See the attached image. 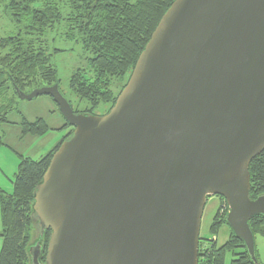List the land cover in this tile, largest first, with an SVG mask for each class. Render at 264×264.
Listing matches in <instances>:
<instances>
[{"label": "water", "instance_id": "95a60500", "mask_svg": "<svg viewBox=\"0 0 264 264\" xmlns=\"http://www.w3.org/2000/svg\"><path fill=\"white\" fill-rule=\"evenodd\" d=\"M49 97L73 129L52 155L32 210L44 264H198L207 197L252 264L250 162L264 150V0H175L105 116L74 114L58 84ZM42 248L30 247V264Z\"/></svg>", "mask_w": 264, "mask_h": 264}, {"label": "trees", "instance_id": "16d2710c", "mask_svg": "<svg viewBox=\"0 0 264 264\" xmlns=\"http://www.w3.org/2000/svg\"><path fill=\"white\" fill-rule=\"evenodd\" d=\"M174 1L0 0L3 15L14 26V32L0 38V122H8L9 103L17 98L12 83L25 94L54 84L59 86L47 37L61 25L66 27L65 37L70 39L75 33L83 50L90 54L88 70L74 71L68 83L70 91L90 106L82 115H92L99 104L112 107L120 92L114 95L113 82L128 79L159 21ZM21 125L24 136L43 137L49 132L46 121L40 118L31 123L23 120ZM65 129L69 133L39 161L19 156L11 192L8 194L0 189V264H30V234L36 221L32 210L34 193L52 155L70 136L71 128L66 123L61 130ZM248 173L249 199L264 196V150L250 162ZM225 218L215 214L209 227L211 237L216 236L223 225L227 226ZM248 225L253 237L264 238L263 216L252 218ZM49 236L47 231L40 239L41 264H44ZM227 257L232 260L227 262ZM255 257L258 260L256 252ZM198 264L252 262L243 242L230 230L222 245L211 239L199 241Z\"/></svg>", "mask_w": 264, "mask_h": 264}, {"label": "rangeland", "instance_id": "374dc122", "mask_svg": "<svg viewBox=\"0 0 264 264\" xmlns=\"http://www.w3.org/2000/svg\"><path fill=\"white\" fill-rule=\"evenodd\" d=\"M12 32H14V26L10 24L0 9V38ZM65 32L66 27L61 25L52 30L47 37L49 51L52 53L51 63L57 72L60 92L68 103H70L72 110L82 114L87 112L90 106L86 101L79 99L70 91L68 83L74 71L78 69L84 71L88 70L87 59L90 57V54L83 50L79 37L75 33L72 38L67 39L65 37ZM54 50L59 52L54 53ZM129 77L128 79L126 77L119 83L113 82L112 92L114 95H116L118 91H120L119 94L122 92L124 88L121 89V87L123 85L124 87L126 86ZM13 100V103H9V111L6 113L8 122H0V175L4 176L3 181L5 186H7V183L11 184V181L14 179L13 171L14 173L17 171V166L20 161L19 156L39 161L58 142L61 132H57L55 129H58L61 123L64 122L56 105L49 97L40 96L30 101H21L15 97ZM112 107L110 104H99L92 115L98 117L105 116ZM38 118L46 121L49 132L44 137L24 136L22 134V121L25 120L31 123ZM72 132L73 129L71 128L70 136ZM70 136H68L66 140H68ZM219 198L220 197H207L200 223L199 239H211L217 242V245H222L229 236L230 229L227 226L223 225L218 234L214 237H211L209 233V227L215 214L219 218H222L228 213V206L224 200L223 203ZM30 235V246H35V244L38 243L37 241L41 239L40 228L36 221L32 224ZM259 239V237L254 239L255 249H261L257 246ZM39 243H41V240Z\"/></svg>", "mask_w": 264, "mask_h": 264}, {"label": "crops", "instance_id": "0c3cea01", "mask_svg": "<svg viewBox=\"0 0 264 264\" xmlns=\"http://www.w3.org/2000/svg\"><path fill=\"white\" fill-rule=\"evenodd\" d=\"M64 124H65V122L61 123L60 127L58 129H55V131L61 132V135L58 138L59 139L58 142L56 143V145L51 150H53L62 141V139L66 136V134L69 132V130H66V129L65 130H61V128L64 126ZM51 150H49V152ZM15 174L16 173H14V171H13V178H14ZM3 177L4 176L0 175V189L2 191H4L5 193L9 194L11 192V190H12V181H11V184L7 183V186H5L4 181H3ZM0 230H1V224H0ZM257 237H259V236H255L254 239L257 238ZM259 238L260 239L257 242V246L259 248H261V249L256 248L255 252L257 253L258 264H264V238H262V237H259ZM0 248H1V239H0ZM230 260H232V259L230 257H227V262H230Z\"/></svg>", "mask_w": 264, "mask_h": 264}]
</instances>
